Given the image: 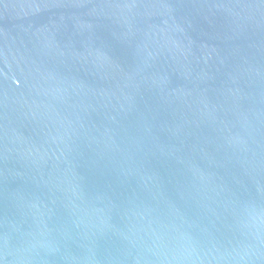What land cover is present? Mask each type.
<instances>
[{"label":"water","instance_id":"1","mask_svg":"<svg viewBox=\"0 0 264 264\" xmlns=\"http://www.w3.org/2000/svg\"><path fill=\"white\" fill-rule=\"evenodd\" d=\"M0 264H264V0H0Z\"/></svg>","mask_w":264,"mask_h":264}]
</instances>
